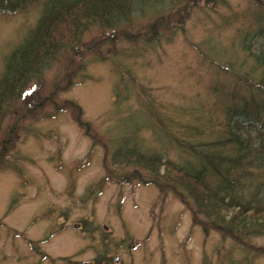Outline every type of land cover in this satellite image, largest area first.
<instances>
[{
    "label": "rangeland",
    "instance_id": "374dc122",
    "mask_svg": "<svg viewBox=\"0 0 264 264\" xmlns=\"http://www.w3.org/2000/svg\"><path fill=\"white\" fill-rule=\"evenodd\" d=\"M60 1L0 0V77ZM260 58L264 0H134L116 25L90 24L2 123L0 264H264V233L206 232L190 197L186 204L166 178L161 188L150 170L114 157L137 149L188 169L207 165L217 184L205 155L236 156L234 143L221 142L237 130L251 162L228 176L256 204L264 194L255 156L264 143ZM235 108L257 120L249 133L230 117Z\"/></svg>",
    "mask_w": 264,
    "mask_h": 264
},
{
    "label": "trees",
    "instance_id": "16d2710c",
    "mask_svg": "<svg viewBox=\"0 0 264 264\" xmlns=\"http://www.w3.org/2000/svg\"><path fill=\"white\" fill-rule=\"evenodd\" d=\"M133 2L134 0H61L51 4L24 42L6 59L5 69L0 77V129L13 101L22 95L28 84L41 74L52 58L66 47L79 43L80 37L90 24L100 23L109 27L116 25L121 18L131 13ZM12 8H14L12 5L6 6L3 7V11L7 12ZM260 60L264 62V58ZM229 115L232 118H243L237 124V129L243 131L244 126L248 133L257 121L248 117L249 113L245 109H231ZM78 120L82 123L81 117H78ZM258 130L264 134L263 123ZM245 139L236 130L228 139L221 142L234 143L236 156L228 158L206 153L205 156L213 155L209 158L211 160L209 166L221 179L217 184H212L209 180L206 173L207 165L188 169L175 161L165 160L160 155L148 154L137 149H118L114 157L119 159L118 162L115 161L117 163L134 164L150 170L155 174L152 182L161 188L163 187L161 178H166L169 182L167 184L178 192L186 204H189L190 197L196 205L194 218H197L198 213H203L207 218L206 221L195 220L206 232L218 230L234 236L257 235L264 233V194H261L263 196L261 200H259L261 195L257 197L255 195L258 201L253 204L242 195L243 193H239L240 190L235 191L239 183L237 177L228 176L234 167L249 161L252 155L249 141L246 143ZM6 146L7 143H2L1 159L6 155L4 153ZM255 156L261 160L260 166L264 164V143L258 147ZM224 162L226 165H223ZM219 165L225 171L221 170Z\"/></svg>",
    "mask_w": 264,
    "mask_h": 264
}]
</instances>
